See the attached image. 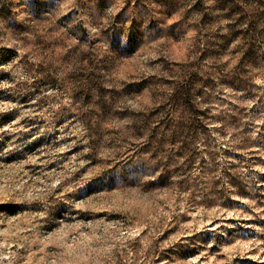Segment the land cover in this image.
Listing matches in <instances>:
<instances>
[{"label": "rangeland", "instance_id": "obj_1", "mask_svg": "<svg viewBox=\"0 0 264 264\" xmlns=\"http://www.w3.org/2000/svg\"><path fill=\"white\" fill-rule=\"evenodd\" d=\"M0 264H264V0H0Z\"/></svg>", "mask_w": 264, "mask_h": 264}]
</instances>
